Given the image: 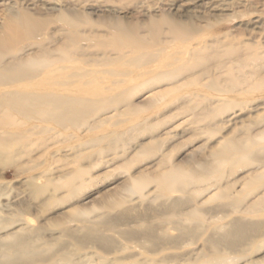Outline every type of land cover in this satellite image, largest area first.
Returning a JSON list of instances; mask_svg holds the SVG:
<instances>
[{
	"label": "rangeland",
	"instance_id": "rangeland-1",
	"mask_svg": "<svg viewBox=\"0 0 264 264\" xmlns=\"http://www.w3.org/2000/svg\"><path fill=\"white\" fill-rule=\"evenodd\" d=\"M8 1L14 12L24 8L46 22L37 35L14 43L12 51L23 50L24 54L37 51L35 43L38 41H44L52 48L63 43L68 32L62 15L78 18L82 22L80 34L94 38L97 35L108 37L114 32L112 25L123 24L140 26L142 35L149 40L153 39L154 29L158 26L159 36L165 41L171 26L179 24L192 32L190 36L199 35V39L189 42L194 47L197 45L196 48L203 42L201 45H212L213 49L224 53L233 48L239 52L227 54L224 60L233 59V62L217 68L216 60L201 63L189 58L190 54L172 50L181 58L188 56L191 71H178V82L167 78L149 83L147 76L151 75L153 65L143 67L148 73L145 76L137 75L141 69L132 66L136 71L134 77L115 76L109 72L110 65L99 63L104 60V51L89 48L90 40L82 41L81 55L77 59L81 61L79 66L97 74L94 76L103 85L126 79L115 90L126 91L127 102L98 111L81 122L77 129L63 130L55 128L53 123H41L52 126V130L42 134L34 132L25 144V150L22 148L23 151L8 165L1 164L0 160V202L10 206L7 209L3 206V216L11 221L22 219L31 226L46 228L48 239L55 243L65 242L77 262L89 261L88 264H133L149 256L156 259L157 264H202L211 258L207 255L208 238L217 235L218 231L223 233L229 222L241 218L248 222H264V210L253 205L259 200L264 201V178L260 183L250 181L259 173L264 176V159L257 147L258 151L249 148L244 153L236 152L237 156L233 155V158L236 157L237 162L226 165L221 174L202 176L201 169L202 163L207 165L216 160L214 154L223 149V141L233 139L245 143L247 137L264 136V84L251 86L252 81L258 83L259 80L258 76L252 77V73L256 71L264 77V0H173L176 6L172 5V0ZM177 44L174 49L185 43ZM172 51L169 52L172 54ZM256 53L259 54L257 64L246 61L247 55ZM97 60L101 61L96 63ZM76 62L66 64L72 67ZM84 67H81L82 72ZM170 67L165 68L172 70ZM205 67L210 68L209 73H202ZM230 70L246 79V83L231 90L210 85L211 77L224 76ZM188 74L203 76L193 83L181 78ZM105 79L111 81L105 82ZM80 83L83 84V79ZM76 141L80 142L77 144ZM79 167L85 174L75 190L69 192L63 187V176ZM174 172H180L181 176L197 173L201 178H194L189 183L183 178L178 181L172 177ZM32 177H36L39 185L47 184L48 193L54 191L55 197L46 205L30 196L28 182ZM136 181L141 182V189L136 186ZM177 199L182 205L171 215L172 210L169 212L167 208ZM115 201H121L120 206H113ZM125 208L130 210L120 228L106 232L116 244L119 243L117 246L101 248L86 243L78 248L72 240L61 235L60 222L66 221L67 215L73 212H84L89 219L98 220L118 217ZM77 225L80 224H70ZM154 227L159 237L153 254L145 252L138 240L119 235L121 229L139 232ZM183 227H190L192 230L188 231L192 234ZM261 233V237L247 241L240 251L224 250L226 264L262 262L264 224Z\"/></svg>",
	"mask_w": 264,
	"mask_h": 264
},
{
	"label": "bare ground",
	"instance_id": "bare-ground-1",
	"mask_svg": "<svg viewBox=\"0 0 264 264\" xmlns=\"http://www.w3.org/2000/svg\"><path fill=\"white\" fill-rule=\"evenodd\" d=\"M172 5H175V1L173 0ZM23 9H17V12L15 11V13L8 0H0V160L1 164L3 163L4 165L11 163L12 160H14L13 158L16 157L17 154L19 155L21 150L23 151L22 148H24L25 144L29 142L32 134L34 135V132L39 131L42 134V132L45 133L46 131L52 130V126L42 125L41 123H53L55 128L63 130L77 129L80 128L81 122L88 117L95 116L98 111L127 102L128 97H126V91L120 89L115 90V87L119 88V84L127 81L126 79L115 80L112 81L111 84L103 85L98 82L99 79L94 76L95 73H92V75L90 72L84 70L86 67L79 66L81 61L78 62L79 60L77 59H79L78 57L81 55L80 43L82 41L86 42L87 40H90V42H88L89 48H96L97 51H102L101 53L104 51V60H97L96 63L101 61L99 63L106 66L110 65L112 68L109 72L115 76L132 78L134 77L132 75L136 72L134 70L135 67L141 69L137 72V75L143 74L145 76L148 73L143 70V67H147V65L150 64L153 65L154 68L149 72L151 75L149 74V76H147V82L149 83L153 81L160 82L167 78L173 82H178L180 81V76L177 74L178 71H191V68H188V56L187 58H181V56L174 55L173 51H182L187 55L190 54L189 58L191 57L201 63L216 60L218 62L217 68L218 65L224 67L228 63L233 62V59L225 61L228 57L227 54L231 55L239 52L236 51V48H233L228 50L227 53H224L222 50L213 49L212 45H201L203 42H197L200 47L196 48L197 43L194 47L189 42L197 37L199 39V35L197 34V36L193 33L196 37L190 36L192 32L187 28L180 27L181 25L178 26L179 24L171 26L166 37L168 40L165 41L161 40L159 36L160 30L158 26H156V29L153 28L154 36L152 40H149L142 35L139 29L140 26L132 25V27H126L123 24L112 25L111 27L114 32H110V36L108 37L97 35L96 38H94L92 35L86 36L83 34L82 36L80 34V23L82 22H80L75 16L74 18H67V16L62 15L61 19L68 32L66 38L64 37L65 39L63 40V43L52 48L48 44L47 46L44 41H38L35 43L37 51H34L33 54H24L23 50L12 51L14 50L13 45L25 37H33L34 35H37L38 31H40V29L42 30L46 22L39 18H35L29 13V11ZM83 22L87 23V20H84ZM178 41L185 44L181 47L177 46L178 48L174 49L173 46H175ZM169 51H172V54ZM186 54H184V56ZM258 55L259 54L257 53L249 54L247 55L246 61L251 60L249 63L255 64V61L259 60ZM75 60H77L78 63ZM74 62H76V64L71 65L72 67L75 66L73 67V71H71L72 67L67 64H74ZM85 63L87 64V62ZM93 65H95V63ZM98 65L96 64V66ZM166 66L167 68L175 66L176 69L170 67L172 70H166ZM81 67H84V72L81 71ZM163 67L165 68L164 70H162ZM107 71L108 70L105 72ZM209 72L210 68L205 67L202 73L205 74ZM258 74L259 73L256 71L251 74L252 77H259V80L257 81L258 83L251 82L252 88L264 84V77H261V74ZM202 76L203 74H188L181 78L188 79V82L197 83L202 79ZM80 79L81 82L83 79V84L80 83ZM107 80L110 79H105V82H108ZM243 83H246V79H241L233 70L228 71V74H225L224 76L223 74L215 75L210 79L211 86H223L229 90L236 88ZM116 111H119V109ZM244 141L245 143H239L233 139L223 141V149L221 151L216 150L218 153L214 154L215 156L217 155L216 160L213 159V163L207 165L202 163V176L221 174V171L226 165L228 166L237 162L235 159L236 157L233 158V155H236V152H238L237 154H239V151H243L244 153L249 148L256 149L257 147L259 152H261V158L264 159V136H260L257 139L247 137ZM77 142L80 141H76V143ZM201 169L199 171H201ZM190 170L193 171L192 169ZM189 172H187V174ZM84 174V169L79 167L72 170V172L67 173V175H64V189H67L69 192L74 191L76 185H78V181L83 178ZM181 175L180 172L172 173L173 179L180 180L183 178V181H188V183L194 178H201V174H198L200 175L198 176L197 173L189 174V176L185 174L183 176ZM263 178L264 176L259 173L253 178V180L250 179V181L260 183ZM136 183L138 189H141V182L136 181ZM28 185L30 187V196L34 200H42V203L45 205L48 203V200L50 201V199L55 197L54 191L48 193L49 186L47 184L39 185V182H36V177H32L28 182ZM0 195H2V192H0ZM177 200L178 201L170 203L171 205L167 208L169 212L172 210L171 215L182 205V202L179 201V199ZM120 202L115 201V205H112L118 207L120 206ZM1 203L2 202H0V264L87 263H80V261L77 262L73 256V252L68 248L69 245L67 246L65 242L59 243V241L55 239L57 241V243H55L54 240L48 239L45 235L46 228L42 226H31L22 219L11 221L8 217L3 216V214H1L3 206L6 209L10 206ZM253 205L256 209L260 208L264 210L263 200H259ZM113 206L112 208H117ZM123 210L124 211H121L118 217L112 216L103 219L100 218L98 220L89 219L84 212H73L67 215L66 221L60 222L61 235L67 237L69 241L72 240L78 248L86 243L96 244L101 248H108L113 245L117 246L119 243L117 242L116 244L115 240L110 238L106 232L119 227L122 219L124 220V218L127 217L130 208H125ZM241 219H234L229 222L223 233L218 231L216 232L218 233L217 235H212L208 238L207 243L209 252L207 255L209 257L211 256V258L203 261L202 264H226L227 259L224 255V250L228 249L231 252L240 251L241 248L246 247V244H248L247 241L256 239L259 235L260 237L262 236L261 232L264 222H262V224L258 221L248 222V220ZM73 222L79 223L81 226H70ZM183 228L185 229L187 227ZM188 229L191 228L189 227ZM188 229L185 230L191 235L192 229L190 230L191 232L188 231ZM120 232L121 234L119 235H122L125 239H136L141 242L140 246L145 252L149 254H153L154 251L156 252L158 246H156L155 243L159 236L156 235L157 232L155 227L146 228L139 232H128L126 229H121ZM110 249H112V247ZM114 263L121 264L122 262ZM157 263L156 259L149 256L145 257L143 260H136L133 264ZM246 264H264V260H262V262H255L253 260Z\"/></svg>",
	"mask_w": 264,
	"mask_h": 264
}]
</instances>
